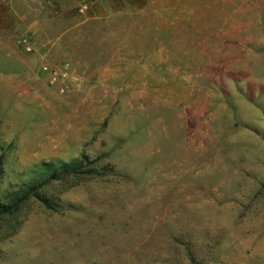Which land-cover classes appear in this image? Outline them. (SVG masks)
Masks as SVG:
<instances>
[{"label":"rangeland","instance_id":"rangeland-1","mask_svg":"<svg viewBox=\"0 0 264 264\" xmlns=\"http://www.w3.org/2000/svg\"><path fill=\"white\" fill-rule=\"evenodd\" d=\"M0 1L64 71L0 119V264H264V0Z\"/></svg>","mask_w":264,"mask_h":264},{"label":"crops","instance_id":"crops-1","mask_svg":"<svg viewBox=\"0 0 264 264\" xmlns=\"http://www.w3.org/2000/svg\"><path fill=\"white\" fill-rule=\"evenodd\" d=\"M0 4L2 5L0 9L5 8L7 14L14 13V5L10 2L0 1ZM4 10L0 13L2 14ZM15 15L17 16L13 18L21 20L25 26L21 28L24 30L22 32L34 39L36 51H40L36 39L43 33V27L41 28L33 19L19 16L17 12ZM18 39L19 35L14 29L0 28V119L4 117L2 113L6 114L4 118L9 119L14 111H28L29 105L34 104L36 97L44 101L50 95L48 75L36 67L34 53H26L20 48ZM60 44L58 41L53 43L43 56L49 59L51 57L49 51Z\"/></svg>","mask_w":264,"mask_h":264},{"label":"built area","instance_id":"built-area-1","mask_svg":"<svg viewBox=\"0 0 264 264\" xmlns=\"http://www.w3.org/2000/svg\"><path fill=\"white\" fill-rule=\"evenodd\" d=\"M21 42L26 51H31V45L26 38L22 39ZM41 68L44 73L49 75V80L52 84L57 83L61 79L62 73L64 74L62 69L51 67L48 64H42ZM61 91H64V88H61Z\"/></svg>","mask_w":264,"mask_h":264},{"label":"trees","instance_id":"trees-1","mask_svg":"<svg viewBox=\"0 0 264 264\" xmlns=\"http://www.w3.org/2000/svg\"><path fill=\"white\" fill-rule=\"evenodd\" d=\"M70 165L71 164H66L63 166V168H70ZM30 192V190L26 191L21 197L17 198L16 201H12L10 204L0 205V215L11 213L13 208L18 205V203H20L22 200L26 199L30 195Z\"/></svg>","mask_w":264,"mask_h":264}]
</instances>
